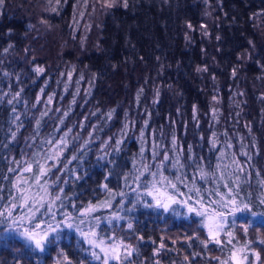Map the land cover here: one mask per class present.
I'll list each match as a JSON object with an SVG mask.
<instances>
[{
    "label": "trees",
    "instance_id": "obj_1",
    "mask_svg": "<svg viewBox=\"0 0 264 264\" xmlns=\"http://www.w3.org/2000/svg\"><path fill=\"white\" fill-rule=\"evenodd\" d=\"M45 7L46 0H5L0 7V96L7 94L0 103V142L9 145L0 150V156L7 158L0 159V177H8L0 179L5 189L15 179L7 171L15 167L12 159L23 162L40 151V142L51 138L58 118L69 111L67 127L89 117L84 121L85 137L89 124L103 128L98 133L101 139L114 136L127 119V139L117 157L122 167L127 165L125 171L138 159L142 128L146 155L153 139L171 148L175 133L184 157L192 145L194 152L212 157L213 164L219 153L209 151L208 140L215 132L220 142L232 145L223 162L227 171L232 170L235 154L248 173L240 176L241 193L251 194L253 199L264 196V0H128L127 8L118 0L117 6L107 10L97 0H61L58 12L45 11ZM35 66L45 68L46 75L37 78L32 71ZM205 67L207 71H197ZM17 92L20 102L8 104ZM48 96L53 97L48 104L52 111L37 131L36 120ZM112 109V119L105 121L100 113ZM92 112L97 115L91 116ZM17 115L19 120L14 123ZM20 121L23 127L12 141L10 130L15 131ZM240 138L246 145L243 149ZM93 147L98 148L99 141ZM244 151L252 156L251 161L245 160ZM70 154L65 152V156ZM93 171L99 174L101 169ZM174 171L168 169L165 175ZM100 179L97 175L87 184L94 187L93 180ZM109 187L118 190L115 180ZM82 188L81 199L93 198L83 182ZM70 189L69 185L65 190ZM136 216L144 229L145 240L140 244L143 264H184L185 255L193 260V251L201 253L193 264H217L211 257H229L228 247L209 245L204 250L198 240L188 242L186 236L194 233L206 237L191 221L144 208ZM234 236L238 258L240 249L250 241L248 251L259 252L260 259L249 255V261L264 264V245L260 244L264 226L257 224L255 231L250 227L246 236L237 228ZM12 239L16 246L23 243L15 235ZM161 243L167 250L154 255ZM55 255V251L43 254L46 264H53ZM0 260L13 264L2 244Z\"/></svg>",
    "mask_w": 264,
    "mask_h": 264
},
{
    "label": "snow or ice",
    "instance_id": "obj_2",
    "mask_svg": "<svg viewBox=\"0 0 264 264\" xmlns=\"http://www.w3.org/2000/svg\"><path fill=\"white\" fill-rule=\"evenodd\" d=\"M97 2L102 9L107 10L117 6L118 0ZM4 3L5 0H0V7ZM120 3L124 8L128 7V0H120ZM60 5L61 0H46L44 10L58 12ZM41 23L47 24V21L42 20ZM75 23L74 20L73 26ZM8 50L4 49L5 52ZM32 71L37 78L46 75L45 68L40 66H35ZM197 71H207V68ZM80 79H83V75ZM66 88L67 86L65 90ZM40 91L43 94L44 88ZM78 91L77 89V94ZM6 95L0 96V103L4 102ZM19 97L20 92H17L7 103L11 105L13 100L19 103ZM52 98L48 96L44 102V110L36 120L37 131L41 120L52 111L48 107ZM39 103L41 100L37 97L36 104ZM72 103L75 104V100ZM35 106L34 104L33 107ZM12 111L16 112L15 107ZM56 111L59 112L60 109ZM114 112L115 109L101 112L100 116L109 121ZM90 115L96 116L97 113L92 112ZM68 116L69 111L62 113L54 134L40 142V151L34 152L30 159L23 162L12 159L11 163L15 167H9L7 171L14 174L15 179L9 181L7 189L0 184V244L9 250L13 264H46L43 254L50 251L56 253L52 257L53 264H143L140 244L145 240L142 234L144 229L138 224L136 216L141 208L158 210L196 224L199 230L206 233V237L202 239L198 233H194L186 236V240H198L204 250L209 245L228 247L227 260L211 257L217 264H253L249 261V255H254L256 260L260 259L259 252L248 251L250 241H246L240 249L238 258L233 240L234 230L237 228L246 236L250 227L255 231L257 224L264 226V196L253 199L251 194L241 193L240 176H247L248 173L235 154L232 156V170L227 171V165L223 162L226 151L232 145L220 142L215 132L208 140L209 151L219 153L213 164L212 157L205 158L194 152L192 145H188V155L184 157L183 147L177 148L175 133L172 135L171 148L153 139L146 155L142 128L138 159L134 158L131 170L125 171L127 165L122 167L117 162V157L122 151L121 145L127 139V119L120 133L101 139L98 133L103 128L96 124L87 125V136L82 135L86 130L84 121L89 119L88 116H84L82 121L74 123L72 127H67L65 119ZM193 118H196L195 114ZM18 120L17 115L13 122ZM59 125H64V128ZM144 125L146 128L147 121ZM134 126L132 122V127ZM22 127L23 121H20L15 131L10 130L12 141ZM73 129L78 131L73 132ZM35 138L31 137L33 140ZM240 139V147L243 149L246 145L242 142L243 138ZM97 141L99 147L94 148ZM8 146V143L0 142V150L7 149ZM253 149L255 150V144ZM65 152L71 154L65 156ZM169 152L172 154L169 155ZM242 154L246 161H251L252 156L248 152L244 151ZM92 157L94 161H91ZM0 159L7 158L0 156ZM96 167L101 169L99 174L93 171ZM168 169L175 171L171 175H165ZM97 175L101 179L93 180L94 187L87 184ZM0 179L8 180V177L2 176ZM113 180L116 181L118 190L109 187ZM82 182L90 189L93 198L86 201L81 199ZM69 185L71 189L66 191ZM78 188L81 191H77ZM13 235L23 242L20 246H16ZM221 236L225 239L221 240ZM260 244L264 245V240H260ZM162 249L167 250L163 243L155 249L154 255H158ZM199 255L201 253L195 251L191 253L193 260ZM193 260L184 256V264H193ZM0 264L6 262L0 260Z\"/></svg>",
    "mask_w": 264,
    "mask_h": 264
}]
</instances>
